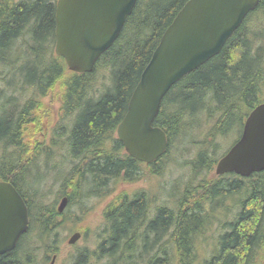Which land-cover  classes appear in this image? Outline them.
Listing matches in <instances>:
<instances>
[{
  "label": "trees",
  "instance_id": "1",
  "mask_svg": "<svg viewBox=\"0 0 264 264\" xmlns=\"http://www.w3.org/2000/svg\"><path fill=\"white\" fill-rule=\"evenodd\" d=\"M187 1L137 0L119 37L99 58L93 71L78 74L69 71L64 59L54 52L57 0H0V70L12 69L11 57L19 59L20 48L16 46L20 39L24 44L22 63L9 73L12 78H18L20 92H30V97L21 104L15 96L5 98L0 111V151L7 153L12 146L15 149L10 155L15 159L0 164V181L13 185L29 212L28 232L20 238L14 251L0 256V264H38L32 259L34 247L20 256L23 240L31 233H35L39 242L49 240L63 216L55 203L44 205L42 192H36L33 184H40L41 176L32 185L23 176L31 168L40 170L41 163L38 166L36 161L41 155L46 165L52 155L48 145H22V138L30 133L31 121L41 114V99L47 94H59L61 112L72 118L65 134H56L64 138L66 159L72 164L61 183L71 189L61 193L62 198H67L68 207L84 197L106 196L113 180L136 182L141 165L151 175H158L168 152L175 148L177 141H183L185 135L201 126V120L208 126L204 144L215 137L228 136L235 129L238 134L232 144L238 140L249 113L264 102L261 100L264 28L251 31L249 27L254 21L264 24L261 21L264 0H259L256 9L246 16L216 56L184 76L163 98L153 122V126L165 132L168 142L160 159L142 164L125 153L116 137V129L127 112L142 71L163 33ZM98 71L103 82L95 92L90 86ZM9 81L13 84L12 79ZM216 159L204 152L198 153L192 164L193 172H210ZM57 166L54 164L52 168L55 170ZM227 176L231 178L226 183L220 181L221 177L213 176L194 188L187 186L175 207H159L149 220L145 192L114 200L104 212L109 234L99 245V253L113 263L120 254L130 256L133 259L129 258L128 262L135 264L144 257L143 264H193L199 240L211 225V214L221 210L225 200L241 194L236 215L225 224L215 251L202 264H251L259 252H264V171L247 178ZM84 187L88 189L85 193ZM129 236L132 238L128 240ZM135 240L140 242L139 256L129 255ZM49 241L54 244L56 240ZM51 246L48 256L57 253V248ZM78 252L72 264H85L84 250Z\"/></svg>",
  "mask_w": 264,
  "mask_h": 264
},
{
  "label": "water",
  "instance_id": "2",
  "mask_svg": "<svg viewBox=\"0 0 264 264\" xmlns=\"http://www.w3.org/2000/svg\"><path fill=\"white\" fill-rule=\"evenodd\" d=\"M137 0H57L54 52L71 72L93 71L119 37ZM259 0H188L163 33L140 75L116 136L125 152L150 164L168 147L165 132L153 126L167 92L216 56ZM264 171V102L247 116L239 139L217 162L215 175L242 178ZM67 205L62 198L58 211ZM29 227L28 207L9 182L0 181V256L14 251ZM75 233L68 240L74 244Z\"/></svg>",
  "mask_w": 264,
  "mask_h": 264
},
{
  "label": "rangeland",
  "instance_id": "3",
  "mask_svg": "<svg viewBox=\"0 0 264 264\" xmlns=\"http://www.w3.org/2000/svg\"><path fill=\"white\" fill-rule=\"evenodd\" d=\"M261 21L264 22V17H261ZM249 27L251 31H255L264 28V24H255L254 21ZM16 48H20L17 54L19 59H17V57H11V63L13 62L12 69H4L2 72L0 70V111L3 104L5 105V98L15 96L17 98L16 102L21 104L30 97V92H27V90L20 92V89H17L19 80L17 77L12 78L13 76L9 73L18 68L22 63L24 44L20 39L17 41ZM96 77L94 83L90 86L91 90L95 92L99 90V84L103 82V76L100 71H98ZM10 79L13 80V84L11 85L9 84ZM20 85H22L21 82ZM262 90L261 100L264 101V85L262 86ZM41 102L43 104L42 111L40 112L41 114L37 115L33 121H31L28 127V132L30 133L28 136L25 135V137L22 138V142H24L22 145H48L52 149V155L47 165L45 163V165L43 164L44 159H41L43 158V155H41L36 161L38 166L39 163H41L40 170L36 171V169L34 170V168H31L30 171L24 172L23 176L30 185H32L33 182L36 184L35 178L41 176V183L37 185L33 184V186L37 188L36 192H42V201L44 205L47 206L51 205L49 203H55L56 208H58L60 199L62 198L61 193L70 192L71 190L69 185L62 186L61 183L63 182L62 178L70 170L72 164L66 159L67 153L64 138L58 137L56 134H65V131L71 126L72 118H70V116H65L61 112L59 94H47L45 98L41 99ZM200 123L201 126L196 129L194 128L185 135L183 141L176 142L175 148L168 152V157L164 160V167L158 175H151V173L148 172L149 169L141 165L137 170L139 178L136 182L129 183L123 180H113L109 185L108 190L110 192H108L106 196L100 198H87L83 196L85 199L81 200L79 203L73 204L70 207L65 206L61 213L63 216L59 218L60 225L58 228H55L56 230H53V236L49 239H55V243L52 244L48 239H46L45 242H39L36 239L35 233H31V235L26 237L22 242L20 256L32 250L34 247V250L31 252L32 259L36 260L38 264H72L74 257L79 253L78 251L84 250L86 254L85 264H112V260L103 258L98 248L109 234L104 212L114 200L121 196L132 198L135 194L145 192L144 202L148 208L147 218L149 220L159 207H175L174 205L184 194V190L187 186L190 185L194 188L198 184H202L206 180L216 176L214 171L216 165L212 167L210 172L202 171L201 173L195 174L192 169V164L196 161L198 153L200 154L201 152H204L212 159L217 158L216 160L218 162L226 154L225 152L229 150L230 146L233 145L232 143L238 134V130H233L228 136L215 137L206 145L203 142V137L208 126L203 124V120H201ZM57 140H59V142ZM52 142H55L53 146L51 145ZM215 144L218 145V148H213ZM12 152H15L13 146L9 147L7 153H2V151H0V164L2 162L10 163L12 159H15L10 156ZM54 164H58L55 170L52 168ZM58 173H60L62 177H59ZM218 177L222 178L220 179L222 183H226L227 178H231V176H227V174ZM87 191L88 189L86 187L82 190L83 193ZM58 195L60 197L57 198ZM241 197L242 195L239 194L235 198L232 197L231 199L225 200L221 210L211 214V225L199 240L195 250L196 261L193 264H202L203 260L209 258L211 253L215 251L218 236L223 232L225 224L231 221L236 215L239 209L237 205ZM34 200L37 201V199ZM146 220L147 219L143 222ZM143 224L144 223H142V226ZM142 229V227L139 229L141 233ZM75 233H79L80 237L74 244H68V240ZM129 238L132 237L129 236L127 239L129 240ZM34 241H38L37 244H35ZM139 244V241H134V250L129 252V255L139 256ZM51 245L57 248V253L55 255L50 253L48 256L47 254L49 248L52 247ZM25 255L26 253L23 256ZM129 258L133 259L130 256ZM129 258L128 255L117 254L113 264H135L129 263ZM145 259L146 257L137 264H143ZM134 261L136 262L135 259ZM251 264H264V252H259L255 259L252 260Z\"/></svg>",
  "mask_w": 264,
  "mask_h": 264
}]
</instances>
